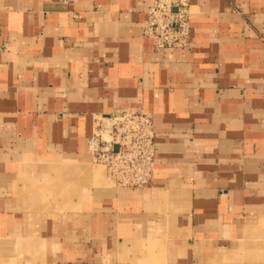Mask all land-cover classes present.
Returning a JSON list of instances; mask_svg holds the SVG:
<instances>
[{
    "label": "crops",
    "instance_id": "obj_1",
    "mask_svg": "<svg viewBox=\"0 0 264 264\" xmlns=\"http://www.w3.org/2000/svg\"><path fill=\"white\" fill-rule=\"evenodd\" d=\"M152 2L0 0V264H264V0H189L185 51L143 37ZM121 109L152 116L144 189L94 183Z\"/></svg>",
    "mask_w": 264,
    "mask_h": 264
},
{
    "label": "built area",
    "instance_id": "obj_2",
    "mask_svg": "<svg viewBox=\"0 0 264 264\" xmlns=\"http://www.w3.org/2000/svg\"><path fill=\"white\" fill-rule=\"evenodd\" d=\"M188 3V0H153L142 35L154 50L188 48ZM87 149L92 162L100 163L117 187H148L156 153L151 114L142 109H121L96 117Z\"/></svg>",
    "mask_w": 264,
    "mask_h": 264
},
{
    "label": "rangeland",
    "instance_id": "obj_3",
    "mask_svg": "<svg viewBox=\"0 0 264 264\" xmlns=\"http://www.w3.org/2000/svg\"><path fill=\"white\" fill-rule=\"evenodd\" d=\"M188 9H189V15H190L189 3H188ZM87 152H88V149H87ZM91 163H92L93 175L95 178L94 179L95 184H100L101 182H104L106 183V185H109L111 187L120 188V187H117L112 181H110L107 178L105 174V169L100 163H93L92 160H91ZM153 245H154L153 241L143 243V246L140 248L142 251L140 253L130 252L129 257L126 258L125 262H127V264H161V253L160 252H157L156 254L150 253V250L153 248Z\"/></svg>",
    "mask_w": 264,
    "mask_h": 264
}]
</instances>
